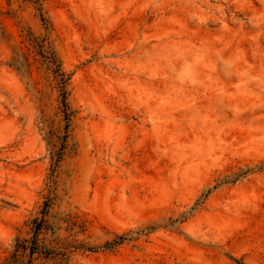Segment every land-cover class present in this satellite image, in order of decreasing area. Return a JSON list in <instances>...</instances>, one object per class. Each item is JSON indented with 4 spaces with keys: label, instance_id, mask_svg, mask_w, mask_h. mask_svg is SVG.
Instances as JSON below:
<instances>
[{
    "label": "rangeland",
    "instance_id": "obj_1",
    "mask_svg": "<svg viewBox=\"0 0 264 264\" xmlns=\"http://www.w3.org/2000/svg\"><path fill=\"white\" fill-rule=\"evenodd\" d=\"M0 264H264V0H0Z\"/></svg>",
    "mask_w": 264,
    "mask_h": 264
}]
</instances>
